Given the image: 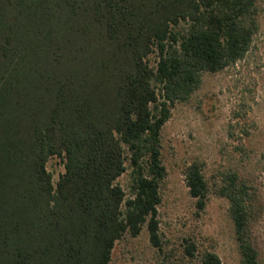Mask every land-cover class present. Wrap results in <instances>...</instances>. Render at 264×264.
I'll use <instances>...</instances> for the list:
<instances>
[{"label":"trees","instance_id":"16d2710c","mask_svg":"<svg viewBox=\"0 0 264 264\" xmlns=\"http://www.w3.org/2000/svg\"><path fill=\"white\" fill-rule=\"evenodd\" d=\"M260 13V0H0V264H109L115 243L144 226L162 248V128L205 72L246 57ZM203 168L185 169L200 210ZM128 170L129 191L118 182ZM216 187L240 264H262L253 185L230 171ZM186 251L222 264L212 248Z\"/></svg>","mask_w":264,"mask_h":264},{"label":"rangeland","instance_id":"374dc122","mask_svg":"<svg viewBox=\"0 0 264 264\" xmlns=\"http://www.w3.org/2000/svg\"><path fill=\"white\" fill-rule=\"evenodd\" d=\"M260 30L253 47L235 66L205 72L201 87L186 102H177L161 132L167 175L159 204L162 248L150 240L146 226L138 236L126 233L114 246L109 264H200L186 251L190 242L212 248L222 264H240L229 200L216 184L230 171L254 187L256 219L253 243L264 264V0H260ZM156 57L152 56L154 64ZM204 163L211 191L203 210L197 207L185 180L194 160ZM48 169L57 182L64 160L52 157ZM118 182L129 191L130 170Z\"/></svg>","mask_w":264,"mask_h":264}]
</instances>
